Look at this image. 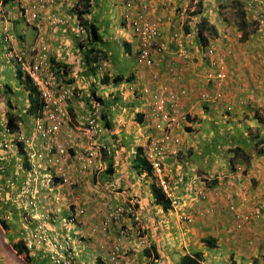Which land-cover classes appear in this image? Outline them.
Instances as JSON below:
<instances>
[{"label":"crops","instance_id":"0c3cea01","mask_svg":"<svg viewBox=\"0 0 264 264\" xmlns=\"http://www.w3.org/2000/svg\"><path fill=\"white\" fill-rule=\"evenodd\" d=\"M109 1L92 0L89 15L91 20L93 15L107 13L102 6L105 3L108 4ZM142 1L148 6L147 17L159 20L163 38L168 44L166 56L160 60L156 59L153 65L139 66L135 56L129 55L130 49L129 52L124 51L125 44L123 47L121 41L128 43L132 38L128 27L114 20L108 21L109 19L103 20L99 17V25L96 23L101 35L97 47L107 52V59L96 64V70L94 69L98 75L95 91L102 98L99 106V123L102 125L101 141L106 143L111 150L110 163L113 169L110 176H106L105 172L97 175H100L103 183L107 180L113 182L114 189L99 188V191L95 192V186L89 181L90 174L78 172L77 165L76 169L71 171L72 182H74L71 186L59 187L55 182L51 181V183L46 179V170L36 181L31 176L26 174L23 176V173L20 174L17 171L15 162L23 158L22 154L10 155L9 150L5 151L6 159L0 160V168L2 167L0 185L8 179L15 182L14 189L3 190L1 193L3 197L0 202V260L2 264H53L45 244L36 245L33 250L29 251L30 253H19L20 258H17V247L15 249V246L40 223H44L48 229L46 234L53 239L60 240L66 235L71 236L72 247L75 249V264H106L108 252L112 244H116L117 241L124 249L122 264H180L184 255L196 257L198 264H247L250 259L254 260V264H264V242L261 239V233L264 231V210L263 215L259 217L253 215V208L264 197V160L252 154L254 158H250V163L243 166L244 171L231 169L229 171L226 166L233 152L224 150L225 153L222 158L220 157L223 148L227 150L233 143L237 146L235 141L240 138L243 140L247 137L251 142V137L247 136L248 131L244 129L247 119H243L242 116L250 115L249 104L255 99L256 109L264 115L262 96L264 87L260 86L261 79L264 83V62L262 67L256 69V66L249 65V59L244 57L242 58L244 65L242 61L238 63L237 59L231 64L230 61L234 60L231 58L233 53L228 50L230 51L227 61L229 77L231 79L234 77L235 87L237 86L239 90L234 89L229 78L225 89L229 98L225 100L231 106L233 105L235 113H238L232 119L239 118L241 123L217 120L223 113V108L212 107L208 103L202 104L198 99V94L205 85L202 72L198 70L195 63L184 61L176 55L177 43L173 35L180 25L176 16L177 9L190 0ZM258 1L264 0L251 1L256 4L251 7L256 9L250 12L252 18L256 17L255 14H258L261 9ZM71 2L72 0H55L54 7L46 10L42 16L41 29L37 30L36 26L26 29L30 37L27 35L24 40L30 41L36 32L42 31L49 43L50 55L57 61H65L77 68L79 74L74 75L75 84L88 88L87 81L90 79V71L79 65L76 55L77 38L74 35L76 16L69 9ZM213 4L212 0H204L202 11L193 15V19L199 20L202 14L214 24L217 31L214 41L220 47L224 43L226 26L219 25L216 21L218 17L212 12H210L212 15L205 13L206 10L211 9ZM114 9L109 10L113 15H115ZM14 11L16 12L15 9ZM53 13L57 16L58 23L50 26L49 17ZM259 27L260 25L257 28ZM254 32L258 33L256 38L262 41L263 38L259 31L255 29ZM237 33L239 35V32ZM192 35H195L192 31L185 35L191 58L195 56L196 63L201 64L202 68L206 67L207 63L205 64L202 60L197 41ZM248 40L247 44H251ZM118 42L119 47L115 48ZM226 43L230 44L228 41ZM241 56L237 55L238 58ZM171 60H174L173 65L170 64ZM81 73L83 77L80 76ZM117 74H122L124 77L131 74L133 79L118 84H101L99 81L103 75ZM249 76L250 80H248ZM254 78L257 81L256 86L251 82ZM23 79L21 74L14 71L12 65H4L0 51V141L6 138L2 130L9 113L18 116V120L23 122V127L29 129L32 125L31 116L27 117L28 114L24 113L23 99L20 98L21 92L25 91L23 81L21 82ZM240 80L245 83L237 85L236 83ZM161 84H167L171 91L186 87L191 94L183 101V105L185 109L188 108V111L194 114L202 113L203 106L208 107V113L202 114V120L198 119L191 125L180 124L173 130L174 134L181 138L177 146L180 151L179 157L172 158L166 154L164 169L172 197L179 199L180 205L170 206L167 209L154 201L152 187L155 181L151 176L146 175L137 160L139 157L137 147L144 146L151 134L150 123L145 119L150 97L136 95L130 90V85H134L137 89L148 86L154 90ZM238 91L242 92L238 93ZM252 92H255L253 96H251ZM238 96L240 99L243 97L242 105ZM70 107L72 108L71 120H73L67 127L68 129L76 127L88 115L85 106L79 107L74 100L70 102ZM251 112L255 111L251 110ZM252 124L255 129H258L257 121H249L248 125ZM220 127L224 128L226 136H223ZM236 127H240L239 130ZM235 132H240L238 138ZM62 139L66 144L74 147L75 151L79 153L84 151V142L77 136H69L63 132ZM221 144L223 145L220 146ZM261 146L262 143L259 144V147ZM218 147L222 149L219 150ZM71 161L72 158L68 160L69 163ZM23 164L26 166L25 162ZM212 186L213 188H210ZM26 187H34L37 191L34 207L27 202L30 197L26 193L18 199L14 197L17 189ZM130 198L135 199L137 214L141 218L142 240L136 236L132 230L133 223L128 219L122 222L123 227L130 229V234L127 236H121L119 227L115 224L110 225L107 239L92 231L94 224L100 222L107 205L124 203ZM81 205L85 208L84 214L68 223L67 216ZM56 206L59 207L58 212H56ZM32 211L38 215L31 218L29 222H25L23 215ZM48 211L52 213L51 216L43 220L41 214H46ZM241 213L248 216V222H244L242 230L236 227L234 218V215ZM182 214L189 215L192 222L182 220ZM249 237H254L251 245L248 244ZM78 238L82 241L79 242ZM151 245L155 246L157 257L154 255L155 251L150 249ZM146 249L149 254L145 252ZM26 255L30 257L28 260L25 258Z\"/></svg>","mask_w":264,"mask_h":264},{"label":"clouds","instance_id":"9594fccd","mask_svg":"<svg viewBox=\"0 0 264 264\" xmlns=\"http://www.w3.org/2000/svg\"><path fill=\"white\" fill-rule=\"evenodd\" d=\"M54 1L55 0H8L6 3H4L3 0H0V51H1V57H2V61L4 62V65H8V66L12 65L14 67V71H16L17 73H20L21 76L24 77V79H27L29 81L30 85L32 86V88L34 89V91L36 92L38 99L41 101V110L39 112H36L35 115L30 114L28 111V109L30 108L33 101L29 102L25 105V109L23 108L24 113H27L28 115L31 116L32 125L29 129L25 128V127H23V122L21 120H18L16 123L18 126V130L15 131V133L18 136H21V135L25 136L23 138L31 136L34 132V134L37 136V139H36V144H37L36 149L37 150L41 149V147H43V146L51 145V139L48 138V134L43 136L42 132H44V131L39 132L38 130H35L37 121L41 120L44 122V124H46V121H44V119H43L44 103H43V100L40 96L39 90L33 84V81L26 74L25 70L21 68L19 61L17 60L18 56H16V55H19V54L23 55V52H26L28 55L27 60L30 62H32L34 60V57H36L37 54L44 55L48 74L51 76V78L53 80V91H55V95H57L58 92L62 91L63 89H69L70 91L74 92L72 97L70 99H68L66 102L67 121H66V124L64 126H61L60 134L58 136V141L63 143L68 149L69 155L66 158V166L70 165V168L69 167L66 168V171L64 172V173H66V175H64V176L61 175V173H59L57 170L55 172L54 177L52 178V176H53L52 170H55V168L52 165L45 163L44 161H41L38 159H32L30 157V155L33 151H31L28 148V146L24 142L25 139L15 140V139L8 137V136H6V138H5L6 140L3 139L2 141H0V144H1L0 145V151H1L0 160L4 161L6 159L5 158V151H7V150L10 151V155L18 154V153L23 154L24 161H16L15 162V166L17 167L18 172H19L20 168H22V166H24L23 163L25 162V160H29L31 167L30 168H28L27 166H25V167L30 170L32 175H35L34 180H36L37 177H39L40 175H43L44 170H46L45 171L46 172L45 173L46 179H48V181H50V182L51 181L55 182L59 187H64V186H68V185L71 186L72 183H74V182H72L71 171L75 170L76 165H77V169H79L78 172H80L82 174H90L89 181L95 186V188H94L95 192H98L99 188L100 189L103 188L106 190H112V189H114L113 188L114 183L111 181H108V180L103 183V181H101L100 175L99 176L97 175L100 172H105L107 174L106 176H110L113 172L112 163H110V159L112 157L110 155L111 150L106 143L101 141V133H102L101 127H102V125L99 123V118H100L99 117V115H100L99 106H100V103H102V98L95 91L96 85L98 84V79H97L98 75L96 74V72H94V69L96 70V64L102 63V61L107 59V57L104 60H102L96 64L89 65V64L85 63L84 58L82 57V50H85V48L82 47V49H81V46H80V43H82V45H85V46L87 45V47H89L87 31L84 30L81 27V25H79L78 19H77V15H78L77 11L78 10L81 11L83 9V6H84L83 3L85 4L87 0H72L69 9H71L76 16V18H75L76 19V27H75L76 31H75L74 35L77 38L76 55H77V58L79 59V65L86 67L87 70L90 71V75H89L90 79L87 81L88 88L79 87L75 84V76L74 75L78 76V74H79L77 68H74L73 66L69 65L65 61H57L50 55L49 43H48L47 39L45 38V34L42 31L39 30L38 32H36V35L30 41L24 40V37L27 34L26 29L33 28L34 26L37 27V30L41 29V27H42V25H41L42 16L46 12V10H51L54 7V5L56 4V3H54ZM212 1H214V0H212ZM227 1L228 0H223V1L217 0L216 7L213 4L212 9H210V10L208 9L205 11V13L212 12V14L214 11L215 12L214 15H216L218 17V19H216V21L219 23V25L220 24L225 25L224 21L220 18V12H222V10L227 11V6L229 5L227 3ZM251 1H253V0H240V2H242V5L233 6V0H230L229 7L232 10H235V13H236L237 9H243L245 11V19L250 23L248 28L252 27L251 30L256 29L257 31H259V34L263 38V40L261 42L264 45V20L261 21V19H259L257 13L255 14L256 17H254V18L251 17L252 14H250V12L256 10L255 8H251L252 6L256 5L254 3H251ZM197 2H198V0L187 1L183 4V6H179L177 9L178 11L176 13V16H177L178 22L179 23L181 22V24L178 26L177 32H175L173 35L174 40L177 43L176 55L184 61L188 60L189 62L191 61V62L195 63L198 67V70L200 69L199 71L202 72V79H203L205 85H204V88H202L203 90H201L198 94V99L200 100V102L202 104L208 103V105H211L212 107L213 106L219 107L220 103H222L223 104V107H222L223 113L222 114L225 118H229V115H231V113H233L232 110L234 107L233 105L231 106L229 104V102H226V100H225L226 98H229V95L227 94L225 89H226V86H227L229 78H230L229 77L230 74L228 71V63H227L228 54L230 53V51L225 52L223 49L220 50L221 46L220 47L217 46V42L214 41L217 33H214V35H213L208 30H206L204 32V38L205 39H204V41L202 40L203 44H204V42L206 43V46H204V47L201 46V43H200L198 35H197V23L199 22L202 14L199 16V20L195 21L193 19V15L195 16L196 14H198V13L195 14L194 12L202 11L201 8L199 10ZM90 3L92 4V0H90ZM109 3H111L113 5V7L116 8V9L113 8L115 11V15H113L112 11H109L106 8L108 6V4L105 3L102 6V8H105L107 10L106 14L103 13L104 16L103 15H93V19H92L93 21L91 20V18L89 16L90 13H89V15H86L85 17L87 19H89L90 21L94 22L95 24L97 23L98 25L100 22V21H98V17H99V19H103V20L104 19L105 20L109 19L108 21L114 20L116 23L119 22V24L123 25L124 27H128L130 30V33H131V37H132L131 38L132 40L128 41V43H131V46H132V44L136 41V46L134 49H132V47L129 46V49L132 53V54L129 53V55L135 56L136 63L139 66L143 67V66L153 65L154 62L156 61V59L160 60L166 56L167 51H168V44L165 41V39L163 38L160 22L157 19H152V18L150 19L147 17L146 12H147L148 6L145 3H143L142 0H110ZM58 6L63 7L60 5H58ZM25 7L27 8L29 15L34 14V16H33L34 18L31 21H27L25 16L23 15V10ZM14 9L16 10V12L14 11ZM248 9H250L251 11L249 12ZM138 11L143 13L147 20H149L151 22H155L158 25L159 31L161 33V39L160 40L164 44V49L161 53L160 52L157 53L155 51H152L153 49L150 48L149 49L150 56H149L148 60L145 62L140 61L139 56H140L141 46L138 43L137 35L134 33V31L131 28V19L133 17H135V14ZM212 14L210 13V15H212ZM188 18H191V20H193L192 24H191V20L188 21ZM207 20H208V18H207ZM185 21H186V23H185ZM208 22H209V20H208ZM22 23H23V25H22ZM57 23H58L57 16L54 13L50 14V17H49L50 26L56 25ZM209 24L214 26L213 23L209 22ZM259 25H260V27L257 28ZM191 31H192V33L194 32V34H195L192 36H194L195 40L197 41V45L199 46V52L201 54L202 60L205 62V64L207 63L206 67L202 68L201 64H197L196 63L197 58L195 56L191 58V51H190V49L187 48V44L185 42V40H186L185 35H187L188 33H191ZM254 33H256V32H254ZM188 37H190V36L188 35ZM123 43L121 41V44H123ZM179 49H183L184 54H180ZM209 49H213L215 51L214 55L208 54ZM220 55H224V69H225V73H226V79H225L223 85L221 86V91L223 93V96L221 99H219L217 101H204L201 98V94L203 92H209V93L214 92V89H215V87L212 84V81L206 80L205 74L208 73L210 70L216 69L215 65H213L212 63ZM57 63H62V64H57ZM63 64L66 65L65 69H63ZM170 64L173 65L174 60H171ZM80 76L83 77L84 76L83 73H81ZM103 76H107L110 80L109 83H113L111 79H113V77L115 75H112V76L103 75ZM129 76H131L133 79V75L128 74L127 77H129ZM132 79H130V80H132ZM123 81H129V80L124 79ZM83 84H85V83H83ZM114 84H116V83H114ZM22 85H23V83H22ZM134 87H135L134 85H130V90L134 94L140 95V96L150 97L148 112L145 113V119L150 123L151 134L149 135L148 141L146 142V144L144 146H139V147L141 148V156L140 157H142L148 163V165L150 166L151 172L148 173V171L145 168V165L142 166L143 170L146 173V175L148 174L149 176H151L154 179V181H155L154 184L156 186L160 187L165 192L166 197L170 200V206L178 207L180 205V202H179V199L172 197V191H171L169 182L166 179V175H165L164 161L166 159V157H165L166 154H169V156H172V158H175L180 152L179 148L177 146H178V144H180L181 138L179 136L175 135L173 130L180 124L191 125L192 122H194V121L196 122L195 116L197 113L194 115L193 112L188 111V108L185 109V107L183 105V101L185 99H187L191 93L186 87H181L178 91H171L167 84H161L154 90H151L148 86H142L138 89L136 87L135 88ZM23 88L25 91H28L24 87V85H23ZM160 98H164V99H167L169 101L173 100L172 104H170L169 101L165 102L163 107L160 110H157L155 102ZM72 100L77 102L79 107L85 106V109L88 111V115L82 121H80L76 125V127L68 129L67 127L69 126L70 122L73 120V119L71 120V114H70V111L72 109L70 107V102ZM239 102H241V101H239ZM205 108H206V106H205ZM92 113H95L94 119L96 121L97 128L100 129L98 139L102 144H104L105 148H103L102 151H100L98 157L96 158V160L94 161L92 166L84 169L83 165L85 163V158H86L87 154L89 153L90 142L87 138L83 137V135L81 133H82L83 128H85L88 125L87 121L90 118ZM257 123L259 126H261V124H259V121H257ZM5 124H4V126H5ZM0 125H1V123H0ZM157 125H159V127H157ZM4 126H3V128H4ZM259 126H258V129L256 128L257 131L255 132L254 135H251L250 133L247 135L248 137H251L250 140H252L251 144L253 145V147H254V143H255V141L253 142V140H256L254 138V136L256 135V133H258L260 131ZM44 128H46V126H44ZM63 132H66L69 136L74 135V136H77V138H80L84 142V151H81L79 153L78 151H75L74 147L66 144L62 139ZM166 136H168V139H167L168 143L161 142V145H163V152H162L161 157L158 159L161 162L164 179L168 183L167 191H165L160 186L159 178L156 175V170L153 166L152 158L149 156V154L152 153V151H153L152 148H153V146H155L156 139L164 140V138ZM18 143L23 144V148L21 150L22 152L19 149ZM249 143H250L249 141H245V144L243 146H242V144H241V146H239L238 144H237V146H234L236 144L233 143V144H231V147H233V149H230V148H229L230 150L227 149V152L228 151L233 152L232 158L230 159L229 164L226 166V168L228 170L231 169V170H236V171L237 170L238 171H244L245 168H243V166L244 165L247 166L250 163V160H249V163L245 162L244 165L241 164L242 161H240L241 162L240 164L236 165V164H234V158L233 157L241 155L243 158V154L245 152L248 153V149L251 145V144L248 145ZM4 144H6L7 146H3ZM85 144H86V147H85ZM15 145H17L16 149H14ZM263 146H264V143H262L261 147H259V145H258V149H261ZM236 148H239L241 150H239L237 153L235 151ZM71 149H72V151H71ZM137 149H138V147H137ZM172 151H174L175 153L173 154ZM248 154L250 155V158H252L251 154H254L258 158L264 160V158H261L258 154H255L254 151H253V153H251V154L248 153ZM70 158H72V161L69 163L68 160ZM71 163H72V165H71ZM0 169H2V167ZM96 175H97V177H96ZM60 176L65 177L66 182H64V178L62 181H60V180L54 181L53 180L54 178H58ZM104 178H106V177H104ZM14 182L15 181L8 179L5 183H2L0 185V187L2 188L0 191V202H2V200H3V197L1 196L2 191L3 190L11 191L9 189H14ZM210 188H213V186ZM24 193H26L30 197V200H27L29 205L31 207H34L35 202H36L35 197L37 196V191L35 190V188L34 187H26V188H20V190L17 189L16 193H14L15 199H18ZM131 200L134 201L135 212L137 214L136 202H135L134 198H130L129 200H127L124 203L113 204L112 206L107 205V207L103 211L100 222L94 224L95 226L92 227V231L101 234V236L103 238L107 239L108 238V230L111 227L110 225L115 224L119 227V234L121 236H127L130 234V229H127V227H123L122 222L125 219H128V220H131L133 223L132 230L135 232L136 236L140 240H142V234L143 233H142V226H141V221H140L141 218H140L139 214H137V215L139 217L138 221H139L140 228H138V226L136 225V221L134 220V218L129 217V215H125L123 217V219L119 222H115L109 218L110 212L116 206H119V205L125 206ZM28 203H27V205H28ZM56 207H57L56 212H58L59 207L58 206H56ZM80 209H82V212H79ZM263 210H264V197H262L259 200V202L257 203V205L253 208V215L259 217V216L263 215ZM84 212H85V208L83 205L77 206L74 209V211L72 212V214L67 216L66 221L68 223L73 222L76 220V218L78 216L84 214ZM51 214L52 213L50 211H48L46 214H41V217L43 218V220H47V219H49ZM37 215L38 214L35 213V211H32L30 213L24 214L23 220L25 222H29V220L31 218H34ZM181 218H182V220H184L188 223L192 222V218L189 215L182 214ZM234 218L236 219V227L241 229V230L244 228V222L245 223L248 222L247 221L248 216L244 215L242 213L234 215ZM41 224L44 225V223H40L38 225H41ZM37 226L34 230L37 229ZM45 228L47 229L46 226H45ZM32 231L29 232L27 237L24 236V239L20 240L23 242L24 247L27 250V253L36 247L35 246L33 248H28L26 246V241L30 237V234ZM67 236H69V245H70V248L72 250L71 261L73 262V264H75L74 263V251H75V249H74V247H72L73 239L71 238L70 235H66L65 237H67ZM263 237H264V231L261 233V239L264 242ZM78 241L81 242L82 239L78 238ZM253 242H254V237H249L248 244L251 245ZM114 248H118V251H119L118 264H122L123 263L122 257L124 256V249L121 248L119 241H117V243L114 245L112 244L111 249L108 252L109 254H108L107 259H106V261H107L106 264H110V255H111L112 251L114 250ZM250 262H251V264H254L253 259H250L247 262V264H249ZM0 263L2 264L1 260H0Z\"/></svg>","mask_w":264,"mask_h":264},{"label":"built area","instance_id":"2783aa9c","mask_svg":"<svg viewBox=\"0 0 264 264\" xmlns=\"http://www.w3.org/2000/svg\"><path fill=\"white\" fill-rule=\"evenodd\" d=\"M258 2L261 5V9L259 10L260 12L264 9V1ZM23 15L27 21H31L34 18V14L29 15L26 7L23 10ZM262 20L264 19H261V21ZM131 28L137 35L138 43L141 46L139 56L140 61L145 62L148 60L150 56V48L153 49L152 51L157 53H161L163 51L164 44L160 40L161 33L159 31L158 25L155 22L147 20L143 13L138 11L135 14V17L131 19ZM179 52L180 54H184L183 49H179ZM214 53L215 51L213 49H209V55H214ZM16 56H18L17 60L19 61L21 68L25 70L26 74L30 77V79L33 81V84L39 90L40 96L44 103L43 119L46 121V124H44V122L41 120L37 121L35 130H38L39 132L44 131L42 132L43 136L48 134V138L51 139V145L43 146L41 149L37 150V136L34 134V132L31 136L26 138H23L25 136L21 135L19 136V139H25L24 142L28 148L33 151L30 155L32 159H38L52 165L58 170L59 173H61V175L64 176L66 175V173H64L66 168H70V165L66 166V158L69 154L67 147L58 141V136L60 134L61 126H64L67 121L66 102L72 97L74 92L70 91L69 89H63L62 91H59L57 95H55V91H53V80L48 74L44 55L37 54L32 62L27 60L28 55L26 52H23V55L19 54ZM212 64L215 65L216 69L210 70L208 73H206L205 78L207 81H212L215 89L214 92H203L201 94V98L204 101H217L223 96L221 86L226 79V73L224 69V55L218 56ZM168 101L169 100L164 98L158 99L155 102L157 110H160L164 103ZM172 101L173 100H170L169 103L172 104ZM94 115L95 113L91 114L87 121L88 125L83 128L81 133L83 137L87 138L90 142L89 153L87 154L85 163L83 165L84 169L91 167L98 157L100 151L105 148L104 144H102L98 139L100 129L97 128ZM44 126H46V128H44ZM157 127H159V125H157ZM167 139L168 136H166L164 140L156 139L155 146L152 148L153 151L149 154V156L152 158L156 175L159 178V184L165 191H167L168 183L164 179L163 169L158 158L161 157L163 152V145H161V142L168 143ZM3 146L7 145L4 144ZM51 146L56 148V153L51 152ZM172 153L174 154L175 152L172 151ZM64 182H66L65 177ZM1 189L2 188L0 187V191ZM134 205V201L131 200L125 206H116L110 212L109 218L115 222H119L125 215H129V217L134 218L136 225L138 228H140L138 221L139 217L135 212ZM79 212H82V209H80ZM46 233L47 229L45 226L43 224L38 225L37 229L31 232L30 237L26 241V246L28 248H33L36 245L45 244L47 251L50 253V260L54 264H73L71 261L72 250L69 245V236H64L60 240H57L51 238ZM118 256V248H114L110 255V264H118ZM249 264H251V262Z\"/></svg>","mask_w":264,"mask_h":264},{"label":"trees","instance_id":"16d2710c","mask_svg":"<svg viewBox=\"0 0 264 264\" xmlns=\"http://www.w3.org/2000/svg\"><path fill=\"white\" fill-rule=\"evenodd\" d=\"M8 0H3L4 3H6ZM203 1L204 0H198L197 5L198 8L200 10V8H203ZM84 5V6H83ZM83 9L80 11H77V19H78V23L79 25H81V27L87 31V36H88V41H89V47H87V45H82V43H80L81 49L82 47L85 48V50H82V57L84 58L85 63L92 65V64H96L102 60H104L107 57V52L102 51L99 47H97L101 35L99 33V27L92 21H90L89 19H87L85 16L89 15L90 13V8H91V3L90 0H87L86 3H83ZM240 6L242 5V2H240V0H233V6ZM199 13V12H194ZM236 16H237V29L240 31V41H247L248 37L250 36L251 33H254V30L249 29L248 26L250 25V23L245 19V11L243 9H237L236 10ZM258 17L259 19H264V9L262 11H260L258 13ZM253 22V21H252ZM208 30L210 33H212L214 35V33H216V28L213 25H210L207 17L205 16H201L199 22L197 23V35L199 38V41L201 43V46H206V43L202 42V40L204 41V32ZM125 44V52H129V46H131V43H129V46L126 42L123 43V46ZM252 46V45H251ZM57 64H62V63H57ZM66 68V65L63 64V69ZM20 74V73H19ZM124 79L126 80H130L132 79L131 76L129 77H124L122 74H117L113 77L112 82L113 83H120L122 82ZM23 81V85L24 87L30 91V93H34V100L30 106V108L28 109L30 114L35 115L36 112H39L41 110V101L38 99L36 92L34 91V89L32 88V86L30 85L29 81L27 79H23L21 80V82ZM100 82L102 84H108L110 82L109 78L107 76H103L100 79ZM18 116H14L12 114H8L7 115V120H6V124L2 130L3 135L11 137L15 140L19 139V136L15 133V131L18 130V126H17V121H18ZM261 126H259L260 131L258 133H256V135L254 136V138H257L255 140L254 143V148H256L257 154L261 157L264 158V146L261 149H257L258 145L260 143H264V122L261 118L260 123ZM18 146L20 148V150H22L23 148V144L22 143H18ZM230 149H233V147H231ZM229 149V150H230ZM241 150L239 148H236L235 151L238 153V151ZM51 152L52 153H56V148L52 147L51 148ZM137 154L139 155V157H137V160L139 162V165L141 164L142 166L145 165L146 170L148 171V173L151 172L150 166L148 165V163L142 158L140 157L141 155V148L138 147L137 149ZM179 157V154L176 156ZM243 160H245L247 163H249L250 160V155L248 153H244L243 154ZM5 167H3L4 169ZM2 170V169H1ZM57 171V169L52 170L53 176L55 175V172ZM63 176H60L58 178H54V181H62L63 180ZM152 194H153V199L155 202L161 204L165 209L170 207V200L166 197L165 192L158 186H156L155 184L152 187ZM19 246V248H18ZM17 247V253H18V257H19V253L22 252H26L27 250L24 247L23 242L19 241L18 244L15 246V249ZM150 249H152L153 251H155V246L151 245ZM148 250H145V252L147 253ZM149 254V253H147ZM154 255L157 257L158 254L154 253ZM26 260H28L30 257L29 255H26ZM196 257L192 258L189 255H184L181 260H180V264H198L197 260L195 259Z\"/></svg>","mask_w":264,"mask_h":264},{"label":"rangeland","instance_id":"374dc122","mask_svg":"<svg viewBox=\"0 0 264 264\" xmlns=\"http://www.w3.org/2000/svg\"><path fill=\"white\" fill-rule=\"evenodd\" d=\"M227 3L230 5V0H228ZM216 4H217V0H214L215 7H216ZM229 5L227 6V11L222 10V12H220V18L224 21L225 26H226V32H225L226 36L224 38V43L221 45L220 50L223 49L225 52L228 51V50H230L231 53H233V56L231 58L232 59L234 58V60H231L232 62L229 60L231 64H233V62L235 63V59H237L238 60V63L242 61V65H244L245 62L242 60V58L244 57L245 59H249V62H248L249 65L256 66L255 69L256 68H259V67H262V63L264 62V45L258 39V37L256 38V35L258 33L257 32L256 33H251L252 35L250 36V39L248 40V41H250L251 44H247V41L246 42H241L239 40L240 39L239 38L240 37V31L237 30V28H236L237 16H236L235 10H232L229 7ZM113 8H114L113 5L108 2L107 9L108 10H111ZM212 8L213 7H211V9ZM248 11L250 12L251 10L248 9ZM214 13L215 12L213 11V15H214ZM190 20H191V18H188V21H190ZM185 23H186V21H185ZM192 23H193V20H191V24ZM179 24H181V22ZM22 25H23V23H22ZM251 28L252 27H250L249 29H251ZM237 32H239V35H238ZM27 35L30 37V33L29 34L27 33L26 36ZM29 37H28V39H29ZM227 38H228V40H227ZM226 41H228L230 44H227ZM135 46H136V41L132 44V46H131L132 49H134ZM118 47H119V42L116 44L115 48H118ZM237 55H242V56H241V58H238ZM254 74H256V71H254ZM233 78L232 79L230 78L231 79V84H233L235 90H239V88L237 86L235 87V82H234V79ZM255 78H257V77H255ZM255 78L253 80H251V82L256 86L257 85V81H255ZM250 79H251V77L249 76V79L248 80H250ZM241 83H245V81L240 80L236 84L237 85H240ZM260 86L261 87H264V83L262 82V79L260 80ZM241 92L238 91V93H241ZM254 93L255 92H252L251 93V96H253ZM262 96L264 98V94ZM20 98L23 99L22 108H25V105L27 103H29V102H32L34 100L35 96H34V93H30L29 91H22ZM238 100L241 101L240 104L242 105L243 97H242V99H240L239 96H238ZM250 101H251V99H250ZM256 105L257 104H256V99H255L254 102H252V103L249 104V108L251 110L255 111V112H251V110H250V115L244 114L242 116L243 119H245V120L247 119L246 120L247 125H246V127L244 129H246L248 131V134L250 133L251 135H254L257 130L255 129V127H254L253 124L252 125H248L249 121H256L257 120L260 123L261 118H262V120L264 122V117H263L264 115H263V113L260 110H257L256 109ZM219 107H220V109H222L223 104L220 103ZM241 109H240V111H241ZM201 112L202 113H197L196 114V116H195V119L196 120H198V119L202 120L203 119V115L202 114H207L208 113V107H206V108L205 107H202ZM232 112L233 113H231V115H229V118H225L223 116V114L221 113V115H219V117L217 118V120H221V121H225V122H228V121L233 122L234 121V123H241L239 118H237L236 120H233L232 119L233 117L237 116V114H238V113H235L234 107H233ZM240 114L242 115V112ZM209 115H210V113H209ZM27 117H29V115ZM240 127H236V128H238V130H239ZM223 129H224L223 127H220V130L222 131L223 136H226ZM235 133L238 134L237 135V138H238L240 136V132H235ZM241 140L242 139L240 138L239 140H237L235 142L237 144H239L241 142ZM245 141H249L247 139V137H244L243 138L241 144L244 145L245 144ZM251 143H252V140H251V142L248 145H250ZM222 145L223 144H221L220 146H222ZM16 148H17V145L14 146V149H16ZM218 148H219V150L222 149L220 147H218ZM224 150L227 152V150L225 148H223V153L220 154V157L221 158H222L223 154L225 153ZM253 151H254L255 154H257L256 148H254L253 145L251 144L250 147H249V149H248V153L251 154V153H253ZM22 156H23V154H22ZM251 157H252V154H251ZM233 158H234V164H236V165L237 164H240L241 163L240 161H242V163H241L242 165H244L245 162H246L245 160H243V158H242L241 155L235 156ZM252 158H254V157H252ZM257 159L258 158H256V160ZM19 160L20 161H24V157L23 158H19ZM25 164H26V166L28 168L31 167V164H30L29 160H25ZM19 172H20V174L23 173V176H25V174H26V175L31 176L32 179L35 178V175H32V173L30 172V170L27 169L25 166H22V168H20ZM39 178H40V176L37 177L36 181Z\"/></svg>","mask_w":264,"mask_h":264}]
</instances>
